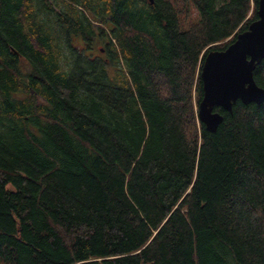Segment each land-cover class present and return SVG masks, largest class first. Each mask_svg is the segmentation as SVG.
Returning <instances> with one entry per match:
<instances>
[{
    "label": "trees",
    "instance_id": "16d2710c",
    "mask_svg": "<svg viewBox=\"0 0 264 264\" xmlns=\"http://www.w3.org/2000/svg\"><path fill=\"white\" fill-rule=\"evenodd\" d=\"M256 9L0 0V264H264V100L197 112Z\"/></svg>",
    "mask_w": 264,
    "mask_h": 264
},
{
    "label": "water",
    "instance_id": "95a60500",
    "mask_svg": "<svg viewBox=\"0 0 264 264\" xmlns=\"http://www.w3.org/2000/svg\"><path fill=\"white\" fill-rule=\"evenodd\" d=\"M256 12L257 18L225 49H210L204 55L197 112L207 131L214 132L223 120L217 107L231 113L237 100L243 104L264 100V89L253 79V70L264 58V0H257Z\"/></svg>",
    "mask_w": 264,
    "mask_h": 264
}]
</instances>
